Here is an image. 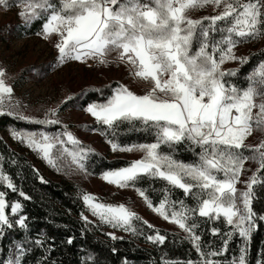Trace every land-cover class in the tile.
Instances as JSON below:
<instances>
[{"label":"snow or ice","instance_id":"6c2138e0","mask_svg":"<svg viewBox=\"0 0 264 264\" xmlns=\"http://www.w3.org/2000/svg\"><path fill=\"white\" fill-rule=\"evenodd\" d=\"M0 6L15 7L26 32L37 25L34 34L55 50L46 71L31 67L30 82L80 63L123 65L131 81L143 85L138 94L130 83L115 80L55 99L38 95L25 103L15 93L18 74L10 75L0 62V115L37 126L9 125L14 141L57 172L92 175V157L103 156L61 117L64 106L76 101L94 120L81 127L101 136L113 153H141L119 167L102 169L99 177L119 189H132L148 209L178 229L162 234L124 203H105L77 189L80 235L107 227L112 230L104 234L112 241L123 239L119 230L143 236L157 248L171 235L173 243L187 242L195 258L165 253L159 264H250L253 233L264 222V212L253 205L254 186L264 184V58L242 73L251 56L236 49L264 38V0H0ZM205 9L210 13L194 17V10ZM93 93L99 98L82 103ZM130 132L144 138L126 142ZM182 151L191 159L178 158ZM6 162L17 164L15 154L7 161L0 154V240L17 229L22 237L9 240L0 264H25L35 250L42 251L34 264H57L49 258L55 238L42 230L35 237L27 235L24 204L8 199L9 192L25 201L32 197L5 170ZM31 170L35 179L47 183L38 169ZM149 193H158V199ZM73 240L68 235L65 242ZM93 260L88 255L82 264ZM122 264H130L127 257ZM254 264H264V248Z\"/></svg>","mask_w":264,"mask_h":264},{"label":"trees","instance_id":"16d2710c","mask_svg":"<svg viewBox=\"0 0 264 264\" xmlns=\"http://www.w3.org/2000/svg\"><path fill=\"white\" fill-rule=\"evenodd\" d=\"M18 30L21 35H33L37 30V25L34 24L32 26L30 33L26 32L21 24L18 26ZM241 46L246 47L245 51H242L241 54L251 56V62L242 69L243 73L252 68L259 59L264 58L261 55V53H264V38L238 45V47ZM93 95L98 96V94L94 93ZM20 124L21 127L28 129L33 126L32 124L0 115V127L9 125L18 127ZM123 127L127 128L129 126L125 124ZM143 138L142 133L130 132L125 134L126 142L142 140ZM0 154L5 156L6 161L10 155L15 154L17 164L12 165L6 162L4 164L5 170L13 176L14 182L18 187H22L32 197L31 200L25 201L23 198L18 197L17 194L9 192L8 199H21V202L24 204L23 212L28 215L30 229L27 235L35 237L36 233L42 230L47 236L55 238L56 248L50 253L49 258L50 260L54 259L57 264H82V261L88 255H92L94 258L88 264H122L124 257H127L130 264H159L160 256L165 253L168 257H181L189 254L192 258H195L194 250L189 252L190 245L187 242H184L182 245L173 243L171 235L168 236L166 244L160 248L147 242L143 236H134L124 232L117 234V236H121L123 239L112 241L104 234L109 231L107 227L103 231H89L84 236H81V223L78 215L79 210L82 208V203L77 198L80 194L77 189H80V187L66 178L59 177L58 179H52L45 176L26 153L9 148L2 140H0ZM178 158L189 160L191 159V154L182 151ZM92 160L94 164H91L89 168L90 171L94 168V172H99L104 168L119 167L127 161L121 157L109 160L104 156L103 159L93 156ZM32 166L39 170V173L47 183H41L34 178L31 170ZM17 172L20 173L19 177L16 175ZM261 179H264V177H261ZM156 187L159 188L161 185L158 184ZM0 190H4L2 185H0ZM253 191L255 194L253 201L254 209L258 212H264V184H257L254 186ZM149 194L154 199H158V193ZM69 209H71L70 212L68 211ZM161 230L162 234L164 232H173L166 228H161ZM148 231L145 228V232L147 233ZM68 235L74 237L73 243L70 245L65 242ZM21 237V230L9 231L7 236L0 240V253L6 255L5 246L9 244V240ZM204 238L207 239L208 237ZM113 246L118 250L115 254L111 252ZM232 247L234 248L235 245L233 244ZM261 248H264V222L253 233L249 253L250 264H254ZM41 251L35 250L27 255L24 258L25 264H34V261L39 258Z\"/></svg>","mask_w":264,"mask_h":264},{"label":"rangeland","instance_id":"374dc122","mask_svg":"<svg viewBox=\"0 0 264 264\" xmlns=\"http://www.w3.org/2000/svg\"><path fill=\"white\" fill-rule=\"evenodd\" d=\"M17 9L12 7L5 10L0 6V62L5 64L12 73L18 74L19 78L14 83L15 93L18 97L23 96L25 103H33L38 95H51L53 99L61 97L65 92L79 93L83 88L95 89L110 81L120 80L123 83H130L132 89L138 94H142L143 85L131 81L127 69L123 66H93L80 63H69L59 71L48 74L42 79L33 78L30 82L31 67L35 66L39 71H46L45 65L55 55V50L50 42L33 35H21L18 26L22 23L16 15ZM210 9L194 10V17L200 14H208ZM245 46L238 47L237 53L245 51ZM225 67L234 66V64H225ZM99 96L90 94L82 103L89 100L98 99ZM61 117L70 127V130L86 145L94 148L102 156L110 159L124 158L127 161L139 158L141 153H113L104 139L96 133L88 131L81 127L82 124H93L94 120L82 111L76 101L64 106ZM8 127H0V140L9 148L26 153L41 172L52 179L59 177L66 178L80 187L82 191H88L100 196L105 203H124L132 210L136 211L141 217L148 220L156 227L166 228L172 231H178L176 227L159 218L143 203L132 189H119L115 185L104 182L99 177V172H93L92 175L84 176L82 174H69L68 172H57L48 166L37 154L27 147L14 141L8 132ZM21 127V124L18 128ZM37 127L33 125L30 129ZM255 140V138H254ZM254 168L255 165H247ZM250 175V172L248 173ZM243 188L244 185H238ZM108 230H112L108 228ZM122 233L117 230L116 234Z\"/></svg>","mask_w":264,"mask_h":264}]
</instances>
